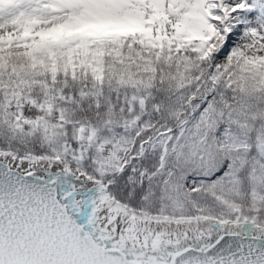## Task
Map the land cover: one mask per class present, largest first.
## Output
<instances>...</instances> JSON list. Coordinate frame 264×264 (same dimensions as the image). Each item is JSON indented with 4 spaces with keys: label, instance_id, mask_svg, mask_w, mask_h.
<instances>
[{
    "label": "snow or ice",
    "instance_id": "1",
    "mask_svg": "<svg viewBox=\"0 0 264 264\" xmlns=\"http://www.w3.org/2000/svg\"><path fill=\"white\" fill-rule=\"evenodd\" d=\"M0 264H264V0H0Z\"/></svg>",
    "mask_w": 264,
    "mask_h": 264
}]
</instances>
